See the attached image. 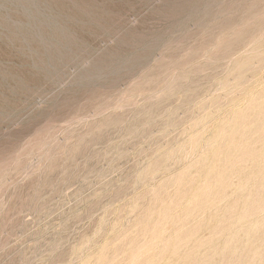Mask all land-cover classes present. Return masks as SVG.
<instances>
[{"label": "rangeland", "instance_id": "rangeland-1", "mask_svg": "<svg viewBox=\"0 0 264 264\" xmlns=\"http://www.w3.org/2000/svg\"><path fill=\"white\" fill-rule=\"evenodd\" d=\"M261 121L264 0H0V264H264Z\"/></svg>", "mask_w": 264, "mask_h": 264}, {"label": "bare ground", "instance_id": "bare-ground-1", "mask_svg": "<svg viewBox=\"0 0 264 264\" xmlns=\"http://www.w3.org/2000/svg\"><path fill=\"white\" fill-rule=\"evenodd\" d=\"M258 105H259V104H258ZM249 106H250V105H249ZM251 107H253V106H251ZM256 107H257V106H256ZM261 107H262V106H261ZM261 107H260V108H261ZM253 109H254V108H253ZM253 109H252V110H253ZM240 112H242V111H240ZM238 113H239V112H238ZM243 113H244V112H243ZM246 113H247V110H246ZM258 114H259V113H258ZM260 114H261V113H260ZM238 115H239V114H238ZM255 115H256V114H255ZM239 117H240V116H239ZM251 117H252V116H251ZM235 118H236V117H235ZM237 119H238V118H237ZM239 119H240V118H239ZM257 119H258V118H257ZM236 121H237V120H236ZM240 121L242 122V120H240ZM244 121H245V120H244ZM257 121H258V120H257ZM241 122H239V123H241ZM252 122H253V121H252ZM263 122H264V121H263ZM263 122L261 121V124H262ZM248 125H249V124H248ZM256 125L258 126V124H256ZM257 126H256V127H257ZM245 127H246V126H245ZM245 127H244V128H245ZM256 127H255V128H256ZM261 127H263V126H261ZM247 128H248V127H247ZM230 129H231V128H230ZM245 129H246V128H245ZM250 129H251V128H250ZM250 129H249V130H250ZM258 129H259V128H258ZM226 130H227V129H226ZM232 130H233V129H231V131H232ZM221 131H223V130H221ZM228 131H229V130H228ZM228 131H227V132H228ZM233 131H234V130H233ZM238 131H239V129H238ZM238 131H237V133H238ZM217 132H218V131H216V134H217ZM234 132H235V131H234ZM245 132H246V130H245ZM253 132H254V131H252V133H253ZM262 132H263V131H262ZM220 133H221V132H220ZM235 133H236V132H235ZM242 133H243V132H242ZM257 133H258V132H257ZM225 134H226V133H225ZM244 134H245V133H244ZM247 134H248V133H247ZM229 135H230V134H229ZM252 135H253V134H252ZM214 136H215V135H214ZM250 136H251V135H250ZM243 137H244V136H243ZM243 137H242V138H243ZM248 137H249V135H248ZM253 137H254V136H253ZM233 138H234V137H233ZM227 139H228V138H227ZM235 139H236V138H235ZM259 139H260V138H259ZM230 140H231V139H230ZM232 140H233V139H232ZM233 142H236V141H233ZM254 142H255V141H254ZM262 142H263V141H262ZM226 143H228V142L226 141ZM231 143H232V142H231ZM228 144H229V143H228ZM252 144H253V143H252ZM254 144H255V143H254ZM254 144H253V145H254ZM249 145H250V144H249ZM254 146H255V145H254ZM238 147H240V146H238ZM251 147H252V146H251ZM221 148H222V147H221ZM240 148H241V147H240ZM248 148H250V147H248ZM261 148H263V147H261ZM226 149H227V148H226ZM230 149H231V146H230ZM238 149H239V148H238ZM244 149H245V148H244ZM222 150H223V149H222ZM222 150H221V151H222ZM231 150H232V149H231ZM234 150H236V149H234ZM239 150H240V149H239ZM250 150H251V149H250ZM221 151H220V152H221ZM246 151H247V150H246ZM256 151H257V150H256ZM218 152H219V151H218ZM218 152H217V153H218ZM228 152H229V151H228ZM233 152H234V151H233ZM233 152H232V155H233ZM242 152H243V151H242ZM263 152H264V150H263ZM222 153H223V152H222ZM236 153H237V151H236ZM239 153H240V152H239ZM247 153H248V152H247ZM254 153H255V152H254ZM257 153H258V152H257ZM241 154H243V153H241ZM241 154H240V155H241ZM213 155H214V153H213ZM248 155H249V154H248ZM215 156H216V155H215ZM223 156H224V154H223ZM225 156H227V155H225ZM241 156H242V155H241ZM245 156H246V155H245ZM206 157H207V156H206ZM237 157H239V156H237ZM215 158H216V157H215ZM217 158H218V157H217ZM220 158H221V157H220ZM207 159H208V158H207ZM212 159H214V158L212 157ZM221 159H224V158H221ZM232 159H233V158H232ZM242 159H243V158H242ZM253 159H254V157H253ZM217 160H218V159H217ZM217 160H216V161H217ZM234 160L236 161V160H238V159H234ZM239 160H240V159H239ZM239 160H238V161H239ZM205 161H207V160L205 159ZM214 161H215V160H214ZM218 161H219V160H218ZM218 161H217V162H218ZM235 161H234V162H235ZM201 162H202V161H201ZM220 162H221V161H220ZM222 162H223V161H222ZM224 162H225V161H224ZM227 162H229V161H227ZM241 162H242V161H241ZM253 163H254V162H253ZM245 164H247V163H245ZM212 165H213V164H212ZM216 166H217V165H216ZM255 166H257V165H255ZM211 167H212V166H211ZM214 167H215V165H214ZM217 167H218V166H217ZM217 167H216V168H217ZM243 167H244V166H243ZM243 167H242V168H243ZM262 167H263V166H262ZM208 168H209V167H208ZM204 169H205V168H204ZM210 169H211V168H210ZM210 169H208V170H210ZM236 169H237V168H236ZM187 170H188V169H187ZM208 170H207V171H208ZM261 170H262V169H261ZM263 170H264V169H263ZM263 170H262V171H263ZM210 171H211V170H210ZM237 171H239V170H237ZM204 172H205V170H204ZM204 172H203V173H204ZM205 173H206V172H205ZM205 173H204V174H205ZM224 174H225V173H224ZM239 174H241V173H239ZM239 174H237V177H239V176H238ZM244 174H245V173H244ZM255 174H256V173H255ZM258 174H259V173H258ZM258 174H257V175H258ZM250 175H252V174H250ZM182 176H183V175H182ZM203 176H204V175H203ZM209 176H210V175H209ZM218 176H219V175H218ZM230 176H231V174H230ZM260 176H261V174H260ZM231 177H232V176H231ZM255 177H256V176H255ZM258 177H259V176H258ZM258 177H257V178H258ZM248 178H249V177H248ZM262 178H263V177H262ZM205 179H206V178H205ZM208 179H209V178H208ZM214 179H215V178H214ZM214 179H213V181H214ZM217 179H218V178H217ZM220 179L222 180V178H220ZM230 179H231V178H229V180H230ZM255 179H256V178H255ZM259 179H260V178H259ZM259 179H258V180H259ZM234 180H235V179H234ZM240 180H241V179H240ZM261 180H262V179H261ZM216 181H217V180H216ZM216 181H215V182H216ZM231 181H232V179H231ZM237 181H238V179H237ZM242 181H243V180H242ZM246 181H247V180H246ZM246 181H245V182H246ZM248 181H249V180H248ZM181 182H182V181H181ZM229 182H230V181H229ZM239 182H240V181H239ZM260 182H262V181H260ZM263 182H264V180H263ZM197 183H198V182H197ZM197 183H196V184H197ZM216 183H217V182H216ZM221 183H222V182H221ZM224 183H225V182H224ZM224 183H222V184H224ZM230 183H231V182H230ZM237 183H238V182H237ZM255 183H256V181H255ZM255 183H254V184H255ZM257 183H258V181H257ZM257 183H256V184H257ZM196 184H195V187H196ZM217 184H218V183H217ZM219 184H220V183H219ZM245 184H246V183H245ZM179 185H180V184H179ZM229 185H230V184H229ZM238 185H239V184H238ZM251 185H252V184H251ZM260 185H261V183H260ZM263 185H264V183H263ZM198 186H199V185H198ZM198 186H197V188H198ZM210 186H211V185H210ZM212 186H214V185H212ZM252 186H253V185H252ZM261 186H262V185H261ZM177 187H178V186H177ZM217 187H218V186H217ZM219 187H220V186H219ZM210 188H211V187H210ZM213 188H214V187H213ZM251 188H252V187H251ZM253 188H254V187H253ZM258 188H260V187H258ZM258 188H256V189L258 190ZM261 188H262V187H261ZM185 189H186V188H185ZM189 189H190V188H189ZM194 189H195V188H194ZM194 189H193V190H194ZM200 189H201V187H200ZM203 189H204V187H203ZM221 189H222V188H221ZM221 189H220V190H221ZM263 189H264V187H263ZM181 190H182V189H181ZM181 190H180V191H181ZM186 190H188V189H186ZM195 190H196V189H195ZM214 190H215V189H214ZM188 191H190V190H188ZM188 191H187V192H188ZM198 191H199V190H198ZM206 191H207V190H206ZM208 191H209V190H208ZM211 191H213V190L211 189L209 192H211ZM216 191H217V190H216ZM177 192H178V191H177ZM183 192H184V191H183ZM183 192H180V193H183ZM192 192H193V191H192ZM204 192H205V191H204ZM204 192H203V193H204ZM209 192H208V194H209ZM224 192H225V191H224ZM254 192H255V190H254ZM185 193H186V192H184V194H185ZM189 193H190V192H189ZM193 193H194V192H193ZM196 193H197V192H196ZM196 193H195L194 195H196ZM203 193H202V194H203ZM215 193H216V192H215ZM215 193H214V194H215ZM256 193H257V192H256ZM177 194H178V193H177ZM186 194H187V193H186ZM186 194H185V195H186ZM216 194H217V193H216ZM218 194H221V193H219V191H218ZM218 194H217V196H218ZM157 195H158V194H157ZM190 195H191V193H190ZM206 195H207V193H206ZM178 196H179V195H178ZM187 196H189V195H187ZM192 196H193V195H192ZM196 196H197V195H196ZM201 196H202V195H201ZM211 196H212V195H211ZM175 197H176V196H175ZM213 197H214V196H213ZM213 197H211V199H212ZM215 197H216V196H215ZM158 198H159V197H158ZM182 198L184 199V197H182ZM182 198L180 197V199H182ZM189 198H190V197H189ZM195 198H196V197H195ZM216 198H217V197H216ZM224 198H225V197H224ZM199 199H200V197H199ZM206 199H207V198H206ZM206 199H205V200H206ZM208 199H210V198H208ZM221 199H222V198H221ZM177 200H178V198H177ZM177 200H176V201H177ZM194 200H195V199H194ZM200 200H201V199H200ZM202 200H203V198H202ZM213 200H214V199H213ZM213 200H212V201H213ZM215 200H216V199H215ZM176 201H175V202H176ZM178 201H180V200H178ZM208 201H209V200H208ZM210 201H211V200H210ZM218 201H219V200H218ZM175 202H174V203H175ZM250 202H251V201H250ZM177 203H178V202H177ZM185 203H186V202H185ZM196 203H197V202H196ZM166 204H167V203H166ZM172 204H173V202H172ZM172 204H171V205H172ZM201 204H202V203H201ZM217 204H218V203H217ZM217 204H216V205H217ZM169 205H170V204H169ZM193 205H194V204H193ZM208 205H209V204H208ZM216 205H215V206H216ZM250 205H251V204H250ZM250 205H249V206H250ZM173 206H174V205H173ZM199 206H200V205H199ZM170 207H171V206H170ZM250 208H251V207H250ZM262 208H263V207H262ZM167 209H168V207H167ZM167 209H166V210H167ZM187 209H188V208H187ZM255 209H257V207H256ZM189 210H190V209H189ZM205 210H206V209H205ZM257 210H258V209H257ZM167 211H168V210H167ZM182 211L184 212V210H182ZM235 211H236V210H235ZM171 212H172V211H171ZM188 212H189V211H188ZM200 212H201V211H200ZM166 213H167V212H166ZM168 213H169V212H168ZM168 213H167V214H168ZM180 213H181V212H180ZM159 214H160V213H159ZM185 214H186V213H185ZM218 214H219V213H218ZM164 215H165V214H164ZM187 215H188V214H187ZM187 215H186V216H187ZM189 215H191V214H189ZM189 215H188V216H189ZM242 215H243V214H242ZM176 216H177V215H176ZM213 216H214V215H213ZM217 216H218V215H217ZM177 217H178V216H177ZM209 217H210V216H209ZM217 218H218V217H217ZM213 219H215V218H213ZM218 219H219V218H218ZM180 220H181V219H180ZM203 220H204V219H203ZM185 221H187V220H185ZM183 222H184V221H183ZM165 223H166V222H165ZM188 223H189V222H188ZM181 224H182V223H181ZM192 224H193V223H192ZM185 225H186V224H185ZM197 226H198V225H197ZM180 227H181V226H180ZM184 227H186V226H184ZM195 227H196V226H195ZM160 228H161V227H160ZM186 228L188 229V227H186ZM183 230H184V229H183ZM183 230H182V231H183ZM190 230H191V229H190ZM219 230H220V228H219ZM156 231H157V230H156ZM159 231H160V230H159ZM165 231H166V230H165ZM233 231H234V230H233ZM163 232H164V231H163ZM184 232H185V231H184ZM189 232H190V231H189ZM216 232H217V231H216ZM155 234H156V233H155ZM189 235H190V234H189ZM184 236H185V235H184ZM186 236H187V235H186ZM191 236H192V235H191ZM191 236H190V237H191ZM163 245H164V244H163ZM165 249H166V248H165ZM132 251H133V250H132ZM143 251H144V250H143ZM132 253H133V252H132ZM191 253H193V252H191ZM133 254H134V253H133ZM163 254H164V253H163ZM159 255H160V254H159Z\"/></svg>", "mask_w": 264, "mask_h": 264}]
</instances>
